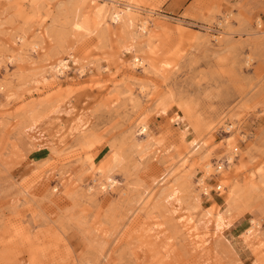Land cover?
I'll use <instances>...</instances> for the list:
<instances>
[{"label":"rangeland","instance_id":"374dc122","mask_svg":"<svg viewBox=\"0 0 264 264\" xmlns=\"http://www.w3.org/2000/svg\"><path fill=\"white\" fill-rule=\"evenodd\" d=\"M181 1L0 0V264H264V0Z\"/></svg>","mask_w":264,"mask_h":264},{"label":"bare ground","instance_id":"6f19581e","mask_svg":"<svg viewBox=\"0 0 264 264\" xmlns=\"http://www.w3.org/2000/svg\"><path fill=\"white\" fill-rule=\"evenodd\" d=\"M31 3H35L38 0H30ZM98 0H78L80 2L81 6V15L76 18V21L74 23V30L76 35L78 36H88L91 33V27L88 24L87 16L95 23L103 21L105 19V8L106 4H98ZM110 2V1H109ZM112 2V1H111ZM30 3V2H29ZM109 14V13H108ZM123 13H119L118 11H112L109 19L112 22V24H120L123 22ZM86 16V17H85ZM108 19V18H107ZM74 22V21H73ZM142 23V22H141ZM142 30L148 31V23L144 22L142 23ZM19 40V39H18ZM22 40V39H21ZM20 40V41H21ZM38 48L37 45L33 46V49ZM140 64V59H137L136 57L132 60V64L128 66L130 69H138ZM74 65V64H73ZM50 71L54 74V76L60 77L62 74H64L65 71L70 69L69 61L66 59H60L55 65H52L50 68ZM80 70V69H79ZM80 75H83V71L78 72ZM83 77V76H82ZM141 134L146 133V129L144 126L140 127ZM196 150V149H195ZM196 153V152H195ZM112 162H116L115 158H112ZM207 170H209V165H206ZM221 168V167H220ZM99 173H104V168H98ZM109 171V170H108ZM111 184H114V182L108 180ZM200 222V221H199ZM201 223V222H200ZM207 224L205 223L202 225V227L205 228ZM247 236L251 235L250 230H247Z\"/></svg>","mask_w":264,"mask_h":264},{"label":"crops","instance_id":"0c3cea01","mask_svg":"<svg viewBox=\"0 0 264 264\" xmlns=\"http://www.w3.org/2000/svg\"><path fill=\"white\" fill-rule=\"evenodd\" d=\"M176 2H178V4H182V1H181V0H176ZM229 3H230V5H232V6H236V5H237V1H235V0H229ZM165 8H166V9H171L172 6H171V4H170V6H169V5H166ZM261 15H262V14H261ZM261 17H262L263 20H264V15H262Z\"/></svg>","mask_w":264,"mask_h":264},{"label":"built area","instance_id":"2783aa9c","mask_svg":"<svg viewBox=\"0 0 264 264\" xmlns=\"http://www.w3.org/2000/svg\"><path fill=\"white\" fill-rule=\"evenodd\" d=\"M219 169H217V171H218ZM217 183L215 182L214 183V187H215V192L217 193V192H219V188H218V186L216 185Z\"/></svg>","mask_w":264,"mask_h":264}]
</instances>
